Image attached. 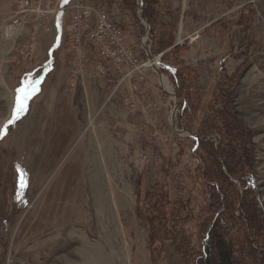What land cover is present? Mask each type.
Masks as SVG:
<instances>
[{"label": "rangeland", "instance_id": "1", "mask_svg": "<svg viewBox=\"0 0 264 264\" xmlns=\"http://www.w3.org/2000/svg\"><path fill=\"white\" fill-rule=\"evenodd\" d=\"M217 1L167 4L176 44L184 46L180 57L199 73L205 94L223 64L229 72L242 69L233 100L251 129L264 203V0H250L254 9H244V31L235 22L243 0H234L226 11L233 21L220 37L207 19ZM1 7L4 23L14 18L13 0ZM70 16L64 14L59 38L53 30L37 31V43L23 54L31 16L13 39L0 38V127L12 118L17 96H27L25 110L0 138V264H145L147 227L135 211V180L140 177V203L155 182H167L175 193L194 133L178 127L176 115L171 122L177 96L159 70L161 54L156 73L146 68L142 80L125 79V68L105 62L108 72L97 73L98 54L87 45V71L70 77ZM142 36L149 52L148 33ZM11 211L19 213L5 234ZM160 262L180 264L168 245Z\"/></svg>", "mask_w": 264, "mask_h": 264}, {"label": "trees", "instance_id": "2", "mask_svg": "<svg viewBox=\"0 0 264 264\" xmlns=\"http://www.w3.org/2000/svg\"><path fill=\"white\" fill-rule=\"evenodd\" d=\"M168 1L94 0L142 58L146 53L140 39L148 28L150 53L161 54L159 70L177 96V125L196 136L187 152L188 166L174 183L175 193L167 182H155L145 189L140 203V177L135 180V211L147 227L145 264H161L165 245L180 264H264V203L256 185L255 145L233 100L242 69L229 72L223 64L205 94L199 73L180 57L184 46L176 44ZM217 2L216 9L208 8L213 12L207 19H214L208 28L220 37L233 21L226 11L235 3ZM253 5L250 0L240 5L235 22L243 31L248 20L244 9H254ZM194 19L205 20L197 15ZM18 213L11 211L6 218L5 234Z\"/></svg>", "mask_w": 264, "mask_h": 264}, {"label": "built area", "instance_id": "3", "mask_svg": "<svg viewBox=\"0 0 264 264\" xmlns=\"http://www.w3.org/2000/svg\"><path fill=\"white\" fill-rule=\"evenodd\" d=\"M13 3L16 14L14 18L2 24L0 38L13 39V35L23 29V22L31 16L32 25L29 27L32 32L31 41L20 45L21 54L24 53V48L31 49L37 43V31L51 30V20L54 16L64 17L66 12L71 11L70 77L75 78L79 75L82 77L87 71L89 65L87 45H92L98 54V60L93 63V68L100 74L108 72L107 68L104 71V62L120 69L125 68L123 77L125 79L138 77L142 80L146 68L156 73L155 69L159 67V56L152 54L148 56L146 51L145 60L140 61L141 59L126 41V33L104 9L94 3V0H67V3L64 0H13ZM142 39L145 40L146 37ZM50 58L52 59L51 56ZM22 84H24L23 79ZM130 86L138 90L135 84ZM173 114L174 109H170L169 116L172 117Z\"/></svg>", "mask_w": 264, "mask_h": 264}, {"label": "snow or ice", "instance_id": "4", "mask_svg": "<svg viewBox=\"0 0 264 264\" xmlns=\"http://www.w3.org/2000/svg\"><path fill=\"white\" fill-rule=\"evenodd\" d=\"M65 3H67V0H64ZM35 91V89L33 90ZM20 93H24L25 89L21 88L19 90ZM28 95H31L29 93ZM27 99V96H17L16 106L13 109L12 118L8 120L7 124H5L3 127H0V138H2V135L5 134V130L15 122V120L19 119V113L25 110V105L23 103V100Z\"/></svg>", "mask_w": 264, "mask_h": 264}, {"label": "crops", "instance_id": "5", "mask_svg": "<svg viewBox=\"0 0 264 264\" xmlns=\"http://www.w3.org/2000/svg\"><path fill=\"white\" fill-rule=\"evenodd\" d=\"M5 1H8V0H0V9H2V7H1L2 3H3V5H5ZM8 6H10L9 3H8ZM0 21H1L0 24H2V23H4L5 19H3V17L1 16ZM64 28H65V23H64L63 17L58 16V15L54 16L51 20V30H53V33H55L56 38H59V34H60L59 32L60 31L63 32ZM60 37H61V35H60Z\"/></svg>", "mask_w": 264, "mask_h": 264}, {"label": "water", "instance_id": "6", "mask_svg": "<svg viewBox=\"0 0 264 264\" xmlns=\"http://www.w3.org/2000/svg\"><path fill=\"white\" fill-rule=\"evenodd\" d=\"M146 32L148 33V28L146 29ZM147 53V55L148 56H151V53L150 52H146ZM158 74H159V70H158ZM175 112H176V106H175V108H174V114L172 115V117H171V122L173 123V120H174V115H175ZM174 125V124H173ZM195 139H196V136L193 134L192 135Z\"/></svg>", "mask_w": 264, "mask_h": 264}]
</instances>
